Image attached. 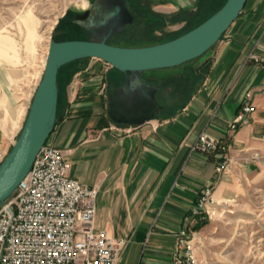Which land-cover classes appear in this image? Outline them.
Masks as SVG:
<instances>
[{"label": "crops", "instance_id": "1", "mask_svg": "<svg viewBox=\"0 0 264 264\" xmlns=\"http://www.w3.org/2000/svg\"><path fill=\"white\" fill-rule=\"evenodd\" d=\"M146 1L177 16L213 0ZM251 54L264 57V0H247L206 63L194 66L190 88L173 92L185 94L172 105L158 101L161 109L141 125L108 117L110 91L126 74L105 69L87 82L93 86L71 91L67 85L47 142L66 152L71 178L97 188L95 226L126 241L117 264H171L177 233L199 223L190 211L205 189L216 201L232 200L263 174L264 68L248 59ZM248 91L254 109L231 131ZM125 127L131 131L124 133ZM201 132L229 145L231 161L221 172L220 154L191 150ZM14 135L0 128V152Z\"/></svg>", "mask_w": 264, "mask_h": 264}, {"label": "rangeland", "instance_id": "2", "mask_svg": "<svg viewBox=\"0 0 264 264\" xmlns=\"http://www.w3.org/2000/svg\"><path fill=\"white\" fill-rule=\"evenodd\" d=\"M91 1L0 0V128L7 137L15 134V140L25 120V107L40 80L49 41L88 39L77 22ZM224 2L209 1L193 14L174 16V12L159 11L146 0H127L133 22L108 40V44L132 47L171 40L210 17ZM162 14L165 16H159ZM194 63L195 60L178 67L146 71L141 76L159 89L156 95L159 103L172 105L180 94H185L173 92L190 88ZM105 69L113 68L96 58L61 67L57 109L62 105L67 85L71 91L93 86L87 82ZM67 70L69 73L65 76ZM11 102L15 108H10ZM194 231L196 264H264V172L243 194L232 200H221L209 209V216L194 225Z\"/></svg>", "mask_w": 264, "mask_h": 264}, {"label": "water", "instance_id": "3", "mask_svg": "<svg viewBox=\"0 0 264 264\" xmlns=\"http://www.w3.org/2000/svg\"><path fill=\"white\" fill-rule=\"evenodd\" d=\"M247 0H225L220 9L202 23L171 40L141 47L107 43L132 23L125 0H93L88 16L79 21L88 40H50L40 80L25 120L10 149L0 161V206L4 205L28 174L35 157L57 122L58 73L61 67L81 59L96 58L126 74L125 82L108 97V117L116 124L141 125L151 120L161 105L158 88L146 83L141 73L203 63L211 48L242 12Z\"/></svg>", "mask_w": 264, "mask_h": 264}, {"label": "built area", "instance_id": "4", "mask_svg": "<svg viewBox=\"0 0 264 264\" xmlns=\"http://www.w3.org/2000/svg\"><path fill=\"white\" fill-rule=\"evenodd\" d=\"M248 59L264 68V57L251 54ZM253 109L252 94L248 91L229 129L234 131L245 123V116ZM122 131L129 133L131 128ZM191 150L220 154L223 161L217 172L226 169L231 161L229 145L206 132L197 136ZM6 153L0 152V161ZM69 168L66 152L46 141L24 180L0 206V264L118 263L126 241L113 238L95 226L97 188L71 178ZM218 203L207 188L191 208L190 217L203 220ZM195 235L187 225L180 229L171 264L197 263Z\"/></svg>", "mask_w": 264, "mask_h": 264}, {"label": "flooded vegetation", "instance_id": "5", "mask_svg": "<svg viewBox=\"0 0 264 264\" xmlns=\"http://www.w3.org/2000/svg\"><path fill=\"white\" fill-rule=\"evenodd\" d=\"M93 1V0H92ZM91 1V2H92ZM90 2V3H91ZM125 3H126V7H127V9H128V11H129V8H128V5H127V0H125ZM130 13V12H129ZM130 15H131V13H130ZM87 16H88V7H87V11H86V13H85V15L83 16V18L82 19H80L79 21H82V20H85L86 18H87ZM132 16V15H131ZM133 18V17H132ZM79 21L77 22V24H78V26L82 29V30H84L85 32H86V34H87V36H88V39H89V35H88V33H87V31L83 28V27H81L80 25H79ZM132 22H133V20H132ZM128 25H130V24H127L126 26H125V28L128 26ZM124 28V29H125ZM118 35V34H117ZM114 36H116V35H114ZM114 36H112V37H110V38H108L107 39V43H108V40H110L111 38H113ZM87 39V40H88ZM72 40H77V39H72ZM125 81H123V83H124ZM144 82H146V83H148L147 81H144ZM123 83H121L120 85H122ZM150 84V83H149ZM119 85V86H120ZM150 85H152V84H150ZM152 86H154V85H152ZM112 90V89H111ZM111 92V91H110ZM159 92V91H158ZM158 92H157V94H158ZM156 94V95H157ZM158 101V100H157Z\"/></svg>", "mask_w": 264, "mask_h": 264}, {"label": "trees", "instance_id": "6", "mask_svg": "<svg viewBox=\"0 0 264 264\" xmlns=\"http://www.w3.org/2000/svg\"><path fill=\"white\" fill-rule=\"evenodd\" d=\"M206 19H207V18H206ZM206 19H205V20H206ZM202 22H203V21H202ZM202 22H200V23H202ZM200 23H199V24H200ZM199 24H198V25H199ZM146 46H148V45H146ZM132 47H141V46H132ZM58 76H59V73H58ZM47 140H48V139H47ZM199 227H200V224L196 227V229L199 228Z\"/></svg>", "mask_w": 264, "mask_h": 264}, {"label": "bare ground", "instance_id": "7", "mask_svg": "<svg viewBox=\"0 0 264 264\" xmlns=\"http://www.w3.org/2000/svg\"><path fill=\"white\" fill-rule=\"evenodd\" d=\"M48 50V49H47ZM47 55V54H46ZM45 58H46V56H45ZM44 64H45V62H44ZM44 67V66H43Z\"/></svg>", "mask_w": 264, "mask_h": 264}]
</instances>
